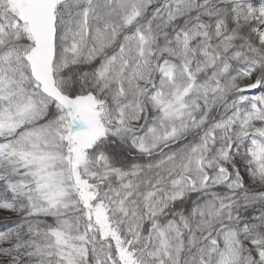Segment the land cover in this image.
Masks as SVG:
<instances>
[{"label": "snow or ice", "instance_id": "6c2138e0", "mask_svg": "<svg viewBox=\"0 0 264 264\" xmlns=\"http://www.w3.org/2000/svg\"><path fill=\"white\" fill-rule=\"evenodd\" d=\"M0 264H264V0H0Z\"/></svg>", "mask_w": 264, "mask_h": 264}, {"label": "rangeland", "instance_id": "374dc122", "mask_svg": "<svg viewBox=\"0 0 264 264\" xmlns=\"http://www.w3.org/2000/svg\"><path fill=\"white\" fill-rule=\"evenodd\" d=\"M2 215H7V213H2V214H0V216H2Z\"/></svg>", "mask_w": 264, "mask_h": 264}]
</instances>
